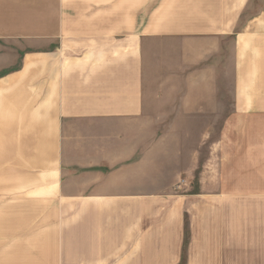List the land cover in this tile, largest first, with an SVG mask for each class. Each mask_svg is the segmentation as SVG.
Segmentation results:
<instances>
[{
	"label": "crops",
	"instance_id": "0c3cea01",
	"mask_svg": "<svg viewBox=\"0 0 264 264\" xmlns=\"http://www.w3.org/2000/svg\"><path fill=\"white\" fill-rule=\"evenodd\" d=\"M253 115L264 0H0V264H226L212 126Z\"/></svg>",
	"mask_w": 264,
	"mask_h": 264
},
{
	"label": "rangeland",
	"instance_id": "374dc122",
	"mask_svg": "<svg viewBox=\"0 0 264 264\" xmlns=\"http://www.w3.org/2000/svg\"><path fill=\"white\" fill-rule=\"evenodd\" d=\"M248 16L255 13L244 19ZM247 121L243 125L212 126V180L218 185L213 193L226 190L245 194L243 204L212 202V235L218 237V250H225L226 245L230 251L217 254L226 264H264V115H253ZM156 128L162 131L167 127ZM208 129L201 127V132L205 134ZM207 141L202 143L201 165L207 160Z\"/></svg>",
	"mask_w": 264,
	"mask_h": 264
}]
</instances>
